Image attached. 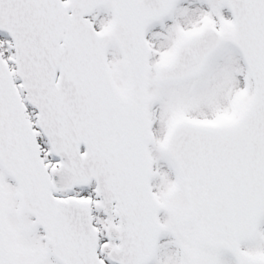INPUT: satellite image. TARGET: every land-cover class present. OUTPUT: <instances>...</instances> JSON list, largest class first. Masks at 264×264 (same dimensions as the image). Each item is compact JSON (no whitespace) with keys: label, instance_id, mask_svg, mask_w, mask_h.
<instances>
[{"label":"snow or ice","instance_id":"obj_1","mask_svg":"<svg viewBox=\"0 0 264 264\" xmlns=\"http://www.w3.org/2000/svg\"><path fill=\"white\" fill-rule=\"evenodd\" d=\"M0 264H264V0H0Z\"/></svg>","mask_w":264,"mask_h":264}]
</instances>
